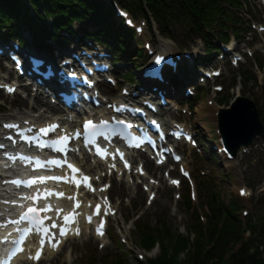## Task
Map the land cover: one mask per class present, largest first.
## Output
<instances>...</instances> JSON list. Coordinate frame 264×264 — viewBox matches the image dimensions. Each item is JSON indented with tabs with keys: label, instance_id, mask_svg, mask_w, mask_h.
Masks as SVG:
<instances>
[{
	"label": "rangeland",
	"instance_id": "374dc122",
	"mask_svg": "<svg viewBox=\"0 0 264 264\" xmlns=\"http://www.w3.org/2000/svg\"><path fill=\"white\" fill-rule=\"evenodd\" d=\"M144 36L148 39L150 34L149 32H146L144 34ZM229 78L226 77V80H228ZM251 85V83H250ZM259 85V83H258ZM246 91H249V95L251 94V91L249 89H247ZM209 98V97H208ZM207 100V99H206ZM215 107V104H214ZM213 108V107H212ZM205 114H207V116L209 118L212 117L211 112L207 111ZM209 120V119H208ZM257 174L259 176H253L254 174ZM241 180L239 179V181L237 183H235V180L233 179V183L232 184H236L234 186L231 187V191L229 189H226L225 192V200H229L231 198H237V194H236V187L239 186H248V187H252L254 190H250V192L252 193V195L254 197H259L262 198V194H260L261 190L264 189V167H253L251 169H249L247 171V174L244 172L243 174L240 175ZM231 192V193H230ZM229 197V198H228ZM164 201H166L165 199H160L159 202L156 203L155 207H152L149 210H146L145 207L140 208L141 202H140V206H139V202H137V209L138 211H145L146 212V216L147 217H159L161 221H164L165 224L167 226H169L171 229L174 230H178L179 232H181L182 234H185V232L183 231V226H184V219L182 218L181 221H179L177 218H172L169 215V204H167V206L163 209V205ZM248 205L246 206L248 208V210L250 211V217L253 216H257L258 213L261 212L262 209L258 210L257 209L253 212L251 209L252 203L250 202V200H248ZM243 204V202H242ZM134 210V205L131 208H128V211H133ZM168 212V213H167ZM239 218L243 219V217L240 214V211L238 212ZM151 221H154V219H149ZM186 225V224H185ZM133 229V228H132ZM133 233V232H132ZM247 235L245 236V239H247ZM238 246L235 247V245H228L227 247H225L224 251L222 252L223 248H217L213 251L210 252V254L203 260V264H221L223 260H225L227 258V256L229 255V253L231 251H233L234 249H237ZM205 249V248H203ZM188 251V249L185 250V253ZM197 251V249L195 250ZM122 252H128V254L125 256L126 259H122V262L124 263H130V264H134L135 261V257L137 252H139V246L137 245V238L134 237V235H130L129 237V241L128 244L125 246L124 249H122ZM142 253V251H141ZM120 254V253H118ZM156 253L153 252H147L145 253V257H151L154 256ZM180 263L181 264H187L188 262H190V264H194L196 261L194 260L195 257H191V255H187L186 257H183V253ZM102 254H97L94 256V258L96 259H100ZM114 255V254H112ZM197 255H201L198 251ZM215 257H220L219 261L215 260ZM191 260V261H190ZM158 263V262H157ZM159 264V263H158Z\"/></svg>",
	"mask_w": 264,
	"mask_h": 264
},
{
	"label": "trees",
	"instance_id": "16d2710c",
	"mask_svg": "<svg viewBox=\"0 0 264 264\" xmlns=\"http://www.w3.org/2000/svg\"><path fill=\"white\" fill-rule=\"evenodd\" d=\"M8 1V0H4ZM70 0H52L57 2L55 5L61 6L64 2ZM127 3L137 7V10L143 11L144 6H147L152 12L156 13L158 19L171 18L174 14L187 15L190 24L199 25L206 24L208 19L212 17L217 11L215 6L216 0H125ZM7 3H11L15 7L14 1L10 0ZM51 3V0H50ZM136 11V10H135ZM155 16V15H154ZM203 24V25H204ZM200 26V25H199ZM197 26V27H199ZM258 241L261 243L263 250L260 251L259 247L255 245L245 244L240 250L239 254L233 257L232 264H264V230L258 236ZM250 247V248H249ZM249 249L251 250L249 252ZM203 252V251H202ZM202 252H199L202 255ZM201 255H196L194 264H203ZM207 257V256H206ZM175 262L173 264H180L176 258H173ZM203 262V263H202ZM190 264V263H188ZM229 264V263H227Z\"/></svg>",
	"mask_w": 264,
	"mask_h": 264
},
{
	"label": "snow or ice",
	"instance_id": "6c2138e0",
	"mask_svg": "<svg viewBox=\"0 0 264 264\" xmlns=\"http://www.w3.org/2000/svg\"><path fill=\"white\" fill-rule=\"evenodd\" d=\"M157 63H159V59L157 60ZM69 75H74V73H69ZM0 87H5V86L0 85ZM7 90L8 91H15V89H12L10 87L7 88ZM139 110L140 109H135L134 111H139ZM91 125H92V121H88L84 125V127H85V129H87ZM4 127H6V128H13V127H17V126L12 125V124H6V125H4ZM53 127H55V126H53ZM48 130H51V129H41L42 132H46ZM65 139H66V137H62L61 138V142H63ZM22 159H27V158L26 157H22ZM37 163L39 164V161H37ZM51 163L59 164L60 161H51ZM68 166H69V168H72L73 171H78V169H75L73 165L69 164ZM40 179H41V181H43L44 179H60V177H50V178L49 177H42ZM84 179H85V182H86L88 178L85 177ZM12 183H14L16 185H20V184L25 183V182L24 181H20V180H14V181H12ZM26 183L30 186L31 184L35 183V181L34 180H29ZM77 183H79V182H77ZM173 183H177V182L176 181H173ZM56 195H63V194L62 193H57ZM33 199H35V197ZM47 210H51V209H37V208L29 207L27 209V212H25L23 214V217L22 218L27 220L31 214H35V213L42 212V211H47ZM97 211H99V206H97ZM63 220H64V223L65 224H68V223L74 221V217L70 214V215L64 216L63 217ZM89 220H91V217H89ZM36 223H37V226H38L37 227V230L38 231H41V229L39 228V225L43 224V221L42 220H37ZM57 227H59V235L60 236L66 235V233L68 231V229L66 227L59 226V225H57L55 223L52 225V228H57ZM97 231L100 232V229L98 228ZM42 232H43L44 235H43V237L40 240L41 246L44 245L45 238H47L48 236H51V240L49 241L50 243L52 241H55V243L52 244L53 247H56L60 243L58 240H56L55 235L51 233V231H50L49 228H47V227L43 228L42 229ZM77 234H78V230H77ZM40 257H41V251H37L36 254H35V259L39 260Z\"/></svg>",
	"mask_w": 264,
	"mask_h": 264
},
{
	"label": "bare ground",
	"instance_id": "6f19581e",
	"mask_svg": "<svg viewBox=\"0 0 264 264\" xmlns=\"http://www.w3.org/2000/svg\"><path fill=\"white\" fill-rule=\"evenodd\" d=\"M48 32L50 33L51 31H48ZM42 119H46V117L41 115L38 119L35 118V121L42 120ZM232 144H234V142H232Z\"/></svg>",
	"mask_w": 264,
	"mask_h": 264
}]
</instances>
